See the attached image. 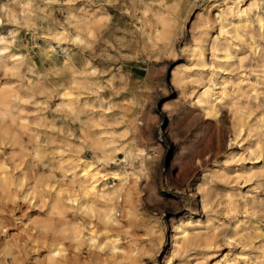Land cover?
I'll list each match as a JSON object with an SVG mask.
<instances>
[{"label":"rangeland","instance_id":"374dc122","mask_svg":"<svg viewBox=\"0 0 264 264\" xmlns=\"http://www.w3.org/2000/svg\"><path fill=\"white\" fill-rule=\"evenodd\" d=\"M169 5L167 43L160 48H154L150 29L140 31L139 3L88 6L112 20L94 51L83 56L101 73L94 79L102 85L124 77L117 86L127 90L111 97L115 113L109 116L123 114L116 130L145 154L139 175H111L115 164L91 166L101 172L99 196L116 201L107 225L74 211L89 151L74 173L33 168V146L20 121L0 124V264H264V0ZM57 8L51 9L55 17L63 18ZM20 36L24 47L17 54L35 66L29 80L60 69L64 46L46 60L44 40ZM101 53L116 59L97 58ZM69 55L82 69L81 54L73 49ZM15 84V77L0 79V89ZM66 127L74 132L71 143L83 146L79 126ZM130 128L135 133L128 135ZM95 197H85L93 213ZM72 198L77 205L67 203ZM185 227L194 240H184Z\"/></svg>","mask_w":264,"mask_h":264},{"label":"clouds","instance_id":"9594fccd","mask_svg":"<svg viewBox=\"0 0 264 264\" xmlns=\"http://www.w3.org/2000/svg\"><path fill=\"white\" fill-rule=\"evenodd\" d=\"M79 3L84 6L76 9ZM118 3L119 0H0V28L7 29L6 32H0V79L16 78L15 86L0 89V124L9 119L13 125L20 121L17 126L29 136V143L33 146L29 153L32 157L31 167L44 165L51 167L53 173H74L80 165L81 154L89 151L92 159L85 161L89 166L104 168L115 164L117 169L111 175L123 177L133 171L139 175L144 165V150L137 148L128 141L126 135L116 130L125 119L122 113L109 116V113H115V106L109 102L111 97L127 90L117 86L123 83L124 77L117 76L102 85L94 79L101 73L91 69L88 59L83 56L86 52L94 51L103 34L109 31L112 20L107 13L102 17L90 13L88 6H115ZM131 3L142 6L137 9L141 13L138 18L142 25L140 31L143 32L145 28L151 30L154 48L166 45L170 27L165 22L170 16L169 0H131ZM54 5L59 6L57 11L63 18L55 17L51 10ZM115 31L120 29L116 27ZM22 32L30 36L32 41H45L41 51L46 60L51 59L57 47L64 46L60 49L65 56L60 69L50 70L34 81L29 80V74L35 75V66L27 63L28 57L17 54L19 48L24 47L20 36ZM112 38L117 44L121 39L114 32ZM103 42L113 46L110 40ZM73 49L81 54L83 68L80 70L76 69L69 55ZM97 58L116 59L104 53ZM104 92H110L111 95L106 99L101 95ZM53 101L58 103L52 106ZM24 106H31L33 110L26 112ZM48 113L52 114V119L48 118ZM21 117L24 118L21 120ZM27 117H32L31 123ZM58 121L62 126H57ZM69 125L79 126L83 146L76 147L71 143L74 132L66 127ZM133 133L135 129L130 128L128 135ZM103 145H107V148ZM106 151L111 152L112 156L106 157ZM118 152L124 153L123 160L116 159ZM48 178L55 181V176L50 175ZM132 179L134 181L135 177ZM69 186L72 187L71 184ZM20 187H23V180L20 181ZM70 195L75 197V192ZM88 195L85 191L80 192L79 207L74 211L107 225L111 211L105 213L101 210L105 207L110 209L116 201L97 195V212L93 213L92 201L85 199ZM67 203L77 205L78 200L68 199ZM121 215L127 219L126 214Z\"/></svg>","mask_w":264,"mask_h":264},{"label":"bare ground","instance_id":"6f19581e","mask_svg":"<svg viewBox=\"0 0 264 264\" xmlns=\"http://www.w3.org/2000/svg\"><path fill=\"white\" fill-rule=\"evenodd\" d=\"M226 1V0H225ZM241 13H239L240 15ZM245 15V13H244ZM240 21V20H239ZM248 21V20H247ZM244 22V21H243ZM205 96V95H204ZM207 98V97H206ZM209 106V105H208ZM237 124V123H236ZM243 127V126H242ZM263 130V129H262ZM254 152V151H253ZM256 153V152H255ZM259 156V155H257ZM256 159V158H255ZM94 168V167H93ZM247 168V167H245ZM1 169L3 170L4 167L2 166ZM101 172L97 169H92L91 170V166L86 165V168L83 169V177H84V182H82L81 187H82V191L87 192L89 195L87 197L90 198V196L94 195L97 196L99 195V188L98 186L100 185L99 183V178H98V174H100ZM103 188V186H102ZM102 194V193H101ZM100 196H104L101 195ZM92 199V198H91ZM104 209V208H103ZM110 211H112V208L109 209ZM114 214V213H113ZM111 218V217H110ZM115 220V218H114ZM87 230V229H86ZM81 231V230H80ZM182 235L184 236V240L190 242L192 240H194L193 237H191V233L188 231V229L182 228L181 230ZM90 234V233H89ZM91 236V234H90ZM90 239V238H89ZM112 243L114 244V239L112 240ZM103 245V243H101ZM114 248H116V246L114 245ZM120 248V247H119ZM116 250V249H115ZM60 251V249L58 248V246H56V248L53 250L54 254H57Z\"/></svg>","mask_w":264,"mask_h":264}]
</instances>
